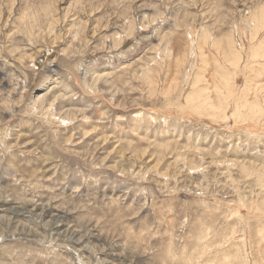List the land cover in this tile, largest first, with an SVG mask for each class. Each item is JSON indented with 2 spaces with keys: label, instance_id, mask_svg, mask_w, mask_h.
<instances>
[{
  "label": "rangeland",
  "instance_id": "rangeland-1",
  "mask_svg": "<svg viewBox=\"0 0 264 264\" xmlns=\"http://www.w3.org/2000/svg\"><path fill=\"white\" fill-rule=\"evenodd\" d=\"M262 63L264 0H0V264H264Z\"/></svg>",
  "mask_w": 264,
  "mask_h": 264
},
{
  "label": "bare ground",
  "instance_id": "bare-ground-1",
  "mask_svg": "<svg viewBox=\"0 0 264 264\" xmlns=\"http://www.w3.org/2000/svg\"><path fill=\"white\" fill-rule=\"evenodd\" d=\"M260 19V18H259ZM255 22V21H254ZM261 24V23H260ZM260 27H261V25H260ZM256 28V27H255ZM250 30H251V33H253V31L254 30H252L251 28H250ZM254 32H256V31H254ZM251 38V40H253V35H251L248 39H246L248 42H249V39ZM193 43V42H192ZM194 44V43H193ZM245 44V43H244ZM191 47H192V45H191ZM193 48H194V46H193ZM245 47H243V49H244ZM165 55V54H164ZM257 55V54H256ZM252 55H250V57H251ZM160 57V56H159ZM250 57H249V59H247V60H251L250 59ZM252 57H254V56H252ZM253 59V58H252ZM243 60V59H242ZM237 61H238V64L240 65L241 63H243V62H241V57H240V59H237ZM243 61H245V59L243 60ZM253 61V60H252ZM255 63V62H254ZM237 64V66L239 67V65ZM263 64V63H262ZM242 65V64H241ZM264 65V64H263ZM231 67H232V65H231ZM245 68H246V66H245ZM225 82V81H224ZM222 89V88H221ZM230 90V89H229ZM226 93V92H225ZM228 95V94H227ZM225 98V97H224ZM226 99V98H225ZM245 101V100H244ZM232 102V101H231ZM208 105V104H207ZM211 108L212 109H214V107H212L211 106ZM256 112V111H255Z\"/></svg>",
  "mask_w": 264,
  "mask_h": 264
}]
</instances>
